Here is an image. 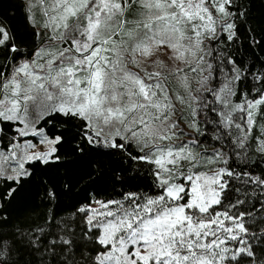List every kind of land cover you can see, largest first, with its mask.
<instances>
[{"label":"snow or ice","instance_id":"obj_1","mask_svg":"<svg viewBox=\"0 0 264 264\" xmlns=\"http://www.w3.org/2000/svg\"><path fill=\"white\" fill-rule=\"evenodd\" d=\"M258 8L0 0V264H264Z\"/></svg>","mask_w":264,"mask_h":264},{"label":"trees","instance_id":"obj_2","mask_svg":"<svg viewBox=\"0 0 264 264\" xmlns=\"http://www.w3.org/2000/svg\"><path fill=\"white\" fill-rule=\"evenodd\" d=\"M9 9H12L13 11H17L11 4H5V11L7 12ZM264 10V8H258L257 12L259 13L260 11ZM31 204L30 199L26 195H22L19 199V201L15 204V211L13 213V219L6 225L2 226L0 230L4 232L11 231L14 226L20 225L23 223L22 220L17 219V216H21L23 211L29 207Z\"/></svg>","mask_w":264,"mask_h":264}]
</instances>
